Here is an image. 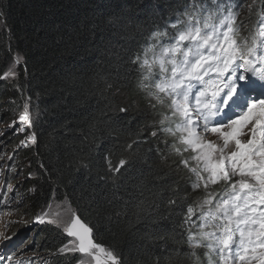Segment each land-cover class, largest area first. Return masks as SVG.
<instances>
[{"label": "trees", "instance_id": "obj_1", "mask_svg": "<svg viewBox=\"0 0 264 264\" xmlns=\"http://www.w3.org/2000/svg\"><path fill=\"white\" fill-rule=\"evenodd\" d=\"M226 1L0 0V75L20 60L17 81L0 85V104L6 103L0 118L16 122L13 110L27 104L32 124L26 136L10 134L5 147L16 148L29 132L36 137L17 158L27 163L21 194L27 215L68 203L121 264H194L183 221L204 190H193L195 177L173 152V138L160 135L158 113L166 110L150 107L131 58L151 44L155 51L169 44L175 32L170 25L186 19V8L215 12ZM229 1L240 13L242 34L254 33L264 0ZM156 31L168 34L153 40ZM120 160L126 163L116 173ZM224 187L209 190L222 193ZM31 242L22 253H48L45 264L79 261L60 252L69 237L55 226H38ZM196 251L199 264H208L207 249Z\"/></svg>", "mask_w": 264, "mask_h": 264}, {"label": "snow or ice", "instance_id": "obj_2", "mask_svg": "<svg viewBox=\"0 0 264 264\" xmlns=\"http://www.w3.org/2000/svg\"><path fill=\"white\" fill-rule=\"evenodd\" d=\"M223 11L218 6L217 12ZM217 12L186 8V19L170 25L175 29L171 42L161 45L159 53L156 44L149 45L131 63L141 73L137 87L150 107L167 109L158 113L159 131L173 138V152L195 177L193 190H204L195 206L186 208L187 255L199 264L196 250L204 248L208 264H264V99H249L257 87L264 88V11L259 27L248 36L242 34L240 13L231 5L226 14ZM167 34L156 31L152 39ZM19 119L31 124L27 104ZM208 135L219 142L206 139ZM28 140L35 144V135ZM186 152L192 155L184 158ZM125 163L120 160L113 171L119 173ZM221 184L222 193L209 190ZM0 200L7 204L6 197ZM53 215L46 222L60 227V213ZM63 230L74 240L61 253H79L95 264H121L111 249L92 239V230L79 217L64 223ZM0 237L8 239L3 233Z\"/></svg>", "mask_w": 264, "mask_h": 264}, {"label": "rangeland", "instance_id": "obj_3", "mask_svg": "<svg viewBox=\"0 0 264 264\" xmlns=\"http://www.w3.org/2000/svg\"><path fill=\"white\" fill-rule=\"evenodd\" d=\"M251 1L249 2V4ZM157 53L160 52V49L156 50ZM18 60L15 59V61L8 64L2 71L0 75V85L3 83H12L16 82L17 78H19V74L17 71L18 68ZM20 61V60H19ZM6 102V101H5ZM2 109H6V103L0 104V114L3 112ZM167 111V109L165 108ZM10 111V110H5ZM16 111V122L10 121L5 118H0V197H6V202L3 200H0V233L4 234V237H8V239H4L3 237H0V244L2 243L4 249H7L9 247H12L14 245L13 241L18 240L19 237H24L23 234H27V239L25 240V244L33 245L32 238L36 235V229L38 226L42 225H51L57 227L60 231L66 233L63 230V225L67 221L73 219L74 217V209L68 204V203H59L54 202L48 206V208L43 211L42 213L36 214L34 217H30L27 215V206L25 205V198L21 194L25 191L24 184L26 181V166L27 163H17V158L19 156V151L22 146L29 145L31 142L28 140V138H25L24 141H21L16 144V148L13 149H7L5 147L4 141L9 138L10 134L13 132H23L26 136L27 131H31L32 124L28 123H21L19 117L23 114L24 109H16L13 110ZM29 111V114L31 116V111ZM5 115V114H3ZM30 136L33 134L31 132ZM160 135L162 133L160 132ZM12 138V137H11ZM249 137L245 135L243 137L244 140H247ZM206 139H210L213 141H217V137L214 135H208L206 136ZM24 142V143H22ZM219 142V141H217ZM8 168V169H7ZM16 174V179L14 181L10 178L11 174ZM5 184V185H4ZM4 185V186H3ZM29 192H33V188L29 189ZM9 194H16V199L13 200L9 198ZM25 210V211H24ZM60 213L59 219L61 220V226L58 227L53 224H49L46 221L49 218H56L53 214L54 213ZM47 213L48 215L45 216L44 214ZM38 217H43L45 219L44 223H41L38 219ZM20 230L22 231L20 234L19 232L17 234H14L15 231ZM35 234V235H34ZM13 236L16 237L13 240ZM74 238H69V243L66 245L68 248H71L72 241ZM3 241V242H2ZM65 255L71 256V257H79V261L81 259H84L85 264H95L94 260H92L91 257H82L79 253H70V252H64ZM29 255L37 260H40L43 262L42 264H45L44 262H48L51 260L50 254L48 253H42V254H25ZM79 261L77 264H79Z\"/></svg>", "mask_w": 264, "mask_h": 264}, {"label": "bare ground", "instance_id": "obj_4", "mask_svg": "<svg viewBox=\"0 0 264 264\" xmlns=\"http://www.w3.org/2000/svg\"><path fill=\"white\" fill-rule=\"evenodd\" d=\"M226 5L227 6H229L230 5V1L229 0H227L226 1V4H225V6H223V8H225L226 7ZM231 8H232V5H231ZM227 10H228V7H227ZM215 12H217V10H215ZM247 12H248V10H247ZM249 13V12H248ZM217 14L218 15H222V14H226V12H223V13H219V12H217ZM238 21H239V18H238ZM251 23V22H250ZM256 29H257V27H256ZM248 31V29H245L244 30V32L246 33ZM24 235V234H23ZM16 237H14L13 236V240L15 239ZM17 240V239H16ZM4 260V247H3V245H2V243L0 244V261H3Z\"/></svg>", "mask_w": 264, "mask_h": 264}, {"label": "water", "instance_id": "obj_5", "mask_svg": "<svg viewBox=\"0 0 264 264\" xmlns=\"http://www.w3.org/2000/svg\"><path fill=\"white\" fill-rule=\"evenodd\" d=\"M75 217H79V215L76 214V213H74V217H73V219H74ZM79 219H80V221H81L85 226H87L88 228H90V229L92 230V232H91V236H92V239L95 241V238H94L95 233H94L93 229H92L89 225H87V224H86V223H85L80 217H79ZM65 234H66L67 237H69V238H73V237L68 236L67 233H65ZM95 242H96V241H95ZM96 243H97V242H96Z\"/></svg>", "mask_w": 264, "mask_h": 264}, {"label": "clouds", "instance_id": "obj_6", "mask_svg": "<svg viewBox=\"0 0 264 264\" xmlns=\"http://www.w3.org/2000/svg\"><path fill=\"white\" fill-rule=\"evenodd\" d=\"M21 256H25V257H30V258H31V256H29V255H25V254H22Z\"/></svg>", "mask_w": 264, "mask_h": 264}]
</instances>
